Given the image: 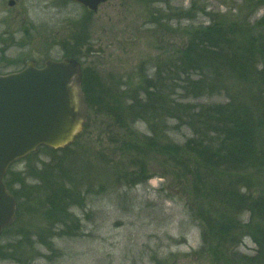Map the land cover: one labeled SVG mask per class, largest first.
I'll use <instances>...</instances> for the list:
<instances>
[{
	"label": "rangeland",
	"instance_id": "rangeland-1",
	"mask_svg": "<svg viewBox=\"0 0 264 264\" xmlns=\"http://www.w3.org/2000/svg\"><path fill=\"white\" fill-rule=\"evenodd\" d=\"M10 1L17 3L11 7ZM256 7L246 0H109L93 13L71 0H0V75L24 69L28 60L43 65L73 56L101 81L88 91L85 129L65 153L39 148L31 161L15 163V172H25L38 161L63 158L78 188L71 210L78 236L55 239V252L35 240L21 264H213L201 250L203 197L190 177L193 163H186L187 171L171 165L164 151L170 141L182 145L191 131L170 130L176 123L169 119L124 113L129 99L118 110L109 102L111 96L144 99L147 85L157 86L161 75L165 95L167 62L181 50L189 27L213 19L256 20L264 13ZM1 43L15 46L5 53ZM242 211L235 248L255 255L249 213ZM32 219H25L28 232ZM35 222L44 225L41 215ZM4 253L0 264H17Z\"/></svg>",
	"mask_w": 264,
	"mask_h": 264
},
{
	"label": "trees",
	"instance_id": "trees-1",
	"mask_svg": "<svg viewBox=\"0 0 264 264\" xmlns=\"http://www.w3.org/2000/svg\"><path fill=\"white\" fill-rule=\"evenodd\" d=\"M246 1L253 8H264V0ZM187 37L178 56L167 62L165 95L161 75L157 86L156 82L147 85L144 99L119 96L116 101L111 96L110 107L118 110L129 103L122 108L124 113L169 119L176 123L170 130L191 131L182 145L170 141L169 148H163L171 165L187 171L186 163H193L190 177L203 197L198 208L204 224L201 250L211 255L213 264H264V13L256 20L213 19L189 27ZM86 71L82 88L90 104L88 91L101 81L98 73ZM151 142L153 150L157 145ZM15 165L4 180L17 212L0 237V242L10 241L0 246V259L7 250L9 261L21 264L36 241L55 252V239L78 236L72 228L78 220L71 214L78 188L63 158L38 161L35 169L28 167L25 172H15ZM242 209L249 213L246 228L257 244L255 255H241L235 248ZM37 215L43 226L35 222ZM27 217L33 218L30 232Z\"/></svg>",
	"mask_w": 264,
	"mask_h": 264
},
{
	"label": "water",
	"instance_id": "water-1",
	"mask_svg": "<svg viewBox=\"0 0 264 264\" xmlns=\"http://www.w3.org/2000/svg\"><path fill=\"white\" fill-rule=\"evenodd\" d=\"M71 1L96 13L109 0ZM82 77L75 59L40 69L31 60L21 72L0 75V237L17 210L4 182L9 168L42 146L64 149L83 132L89 114Z\"/></svg>",
	"mask_w": 264,
	"mask_h": 264
},
{
	"label": "flooded vegetation",
	"instance_id": "flooded-vegetation-1",
	"mask_svg": "<svg viewBox=\"0 0 264 264\" xmlns=\"http://www.w3.org/2000/svg\"><path fill=\"white\" fill-rule=\"evenodd\" d=\"M10 2H12V1H10ZM16 1L14 2L13 1V6H11V7H14L15 5H16ZM9 6H10V4H9ZM19 14L17 13V16H18ZM18 18V17H17ZM24 24H26V22L25 21H23V23H22V25H24ZM26 36V39H29L30 38V36H29V34H26L25 35ZM16 36H14L13 38H15ZM1 42H6L7 43V40H2ZM1 47H2V50L1 51H3V52H5V53H8L9 52V50L11 49V48H13L15 45H11L10 47H9V45L8 44H5V43H1ZM73 58V57H72ZM33 60V59H32ZM63 60V59H62ZM34 61V64H35V67L36 68H43L44 66H45V63L48 61H46L43 65H41V64H39V62L37 61V60H33ZM60 61V60H59Z\"/></svg>",
	"mask_w": 264,
	"mask_h": 264
},
{
	"label": "bare ground",
	"instance_id": "bare-ground-1",
	"mask_svg": "<svg viewBox=\"0 0 264 264\" xmlns=\"http://www.w3.org/2000/svg\"><path fill=\"white\" fill-rule=\"evenodd\" d=\"M82 90H83V88H82ZM83 93H84V91H83ZM84 96H85V101H86V95H85V93H84ZM86 103H87V101H86Z\"/></svg>",
	"mask_w": 264,
	"mask_h": 264
}]
</instances>
